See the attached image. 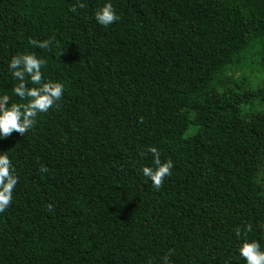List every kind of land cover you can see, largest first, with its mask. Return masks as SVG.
I'll return each instance as SVG.
<instances>
[{
	"label": "trees",
	"instance_id": "1",
	"mask_svg": "<svg viewBox=\"0 0 264 264\" xmlns=\"http://www.w3.org/2000/svg\"><path fill=\"white\" fill-rule=\"evenodd\" d=\"M105 2L0 0V94L26 51L64 84L0 139L18 177L0 264H245L236 227L264 247V0H110L101 26ZM150 147L174 164L159 190Z\"/></svg>",
	"mask_w": 264,
	"mask_h": 264
},
{
	"label": "clouds",
	"instance_id": "2",
	"mask_svg": "<svg viewBox=\"0 0 264 264\" xmlns=\"http://www.w3.org/2000/svg\"><path fill=\"white\" fill-rule=\"evenodd\" d=\"M79 7L83 8L81 3ZM70 11L75 12L73 7ZM96 22L101 26H109L120 20L119 15L110 0H106L94 13ZM30 45L40 49H48L50 40H30ZM45 58L37 57L30 52L17 53L7 62L9 74L14 81L11 95L7 92L0 94V139L7 138L13 132L24 135L34 128L37 117L48 113L50 109L58 107V101L63 96L64 84L44 77L42 69L46 66ZM12 96L18 98L12 100ZM151 164L141 165L140 174L151 182L154 189L159 190L165 179L171 175L174 167L171 159L161 158V152L156 147H150ZM144 156V153H140ZM41 172H47L44 166ZM18 183L15 166L7 152H0V213L11 204L13 190ZM49 211L52 205H47ZM252 225L247 224L243 229L236 227L234 234L238 238V255L245 264H264V247L255 239L243 238V233L251 232ZM173 250H169L162 258V264H171L170 257ZM231 264V262H229Z\"/></svg>",
	"mask_w": 264,
	"mask_h": 264
}]
</instances>
